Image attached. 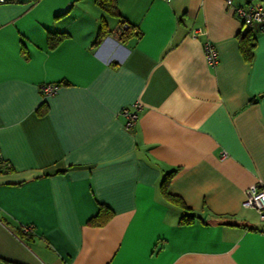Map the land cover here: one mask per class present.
Masks as SVG:
<instances>
[{
    "label": "crops",
    "instance_id": "obj_1",
    "mask_svg": "<svg viewBox=\"0 0 264 264\" xmlns=\"http://www.w3.org/2000/svg\"><path fill=\"white\" fill-rule=\"evenodd\" d=\"M115 6L0 4V264H264L263 224L241 205L264 185V33L225 0ZM50 33L66 36L51 46ZM135 104L127 130L120 111ZM169 172L186 209L161 191ZM99 204L112 216L90 224Z\"/></svg>",
    "mask_w": 264,
    "mask_h": 264
},
{
    "label": "built area",
    "instance_id": "obj_2",
    "mask_svg": "<svg viewBox=\"0 0 264 264\" xmlns=\"http://www.w3.org/2000/svg\"><path fill=\"white\" fill-rule=\"evenodd\" d=\"M12 1L15 0H0V4ZM225 3L243 25L248 28L257 25L259 31L264 33V0H256L245 6H235L233 5L232 0H225ZM128 27L129 25L127 23H123L120 31H125ZM200 34H204V31L201 28L196 27L193 29L191 37L196 38ZM203 49L206 61L211 65L215 64L217 61V53L213 44L207 42L204 44ZM58 87L59 85L54 83L40 85V91L43 98L53 96L57 92ZM138 109V104H135L133 109H121L120 115L124 118V126L127 130L135 126L138 119ZM241 205L244 208L253 209L256 212L259 221L263 224L261 231L264 234V185L260 182L250 185L245 190ZM29 230L30 228L28 226H23V231Z\"/></svg>",
    "mask_w": 264,
    "mask_h": 264
},
{
    "label": "trees",
    "instance_id": "obj_3",
    "mask_svg": "<svg viewBox=\"0 0 264 264\" xmlns=\"http://www.w3.org/2000/svg\"><path fill=\"white\" fill-rule=\"evenodd\" d=\"M96 3L108 13L117 14L115 0H96ZM131 32H132V28L129 26V28L125 31H122L120 35L122 36V38H125L129 36ZM106 33H107V30L103 26H101L96 36L94 44L101 42L104 36L106 35ZM65 36H66L65 33H50L48 35L49 44L51 46H55L56 43H58ZM239 42H240L239 43L240 50H241L243 57L248 61L251 60L252 54H253V48H254L253 38L249 35V33H247L244 36L240 37ZM41 105L42 107H40L37 110L39 114H42L45 111V108H44L45 102H42ZM172 173L173 172H169L164 176L162 183H161V191L166 199L179 203L186 209L185 205L179 198L169 194L167 191ZM111 216H112V211L106 205L99 204L97 215L91 218L88 222L93 225H102V224H105L111 218ZM194 219H195V216L193 215L183 214L180 217L179 222L181 224L191 223Z\"/></svg>",
    "mask_w": 264,
    "mask_h": 264
}]
</instances>
